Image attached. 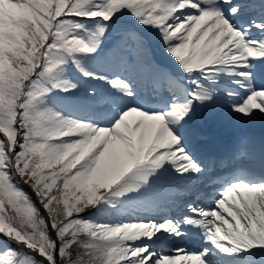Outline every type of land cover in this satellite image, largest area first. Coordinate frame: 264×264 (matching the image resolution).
I'll use <instances>...</instances> for the list:
<instances>
[{"label":"snow or ice","instance_id":"1","mask_svg":"<svg viewBox=\"0 0 264 264\" xmlns=\"http://www.w3.org/2000/svg\"><path fill=\"white\" fill-rule=\"evenodd\" d=\"M257 126L264 0H0V264H264Z\"/></svg>","mask_w":264,"mask_h":264},{"label":"rangeland","instance_id":"2","mask_svg":"<svg viewBox=\"0 0 264 264\" xmlns=\"http://www.w3.org/2000/svg\"><path fill=\"white\" fill-rule=\"evenodd\" d=\"M26 192H28L29 194H30V191L28 190V188H27V186L26 185H24V186H22V185H20Z\"/></svg>","mask_w":264,"mask_h":264}]
</instances>
